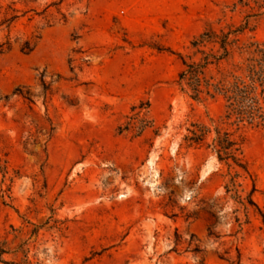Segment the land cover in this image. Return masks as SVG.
Wrapping results in <instances>:
<instances>
[{
	"label": "rangeland",
	"instance_id": "1",
	"mask_svg": "<svg viewBox=\"0 0 264 264\" xmlns=\"http://www.w3.org/2000/svg\"><path fill=\"white\" fill-rule=\"evenodd\" d=\"M237 30L218 79L264 45V0H0V264H264L239 203L255 189L264 213V128L179 78L219 50L191 43ZM216 128L247 171L209 148Z\"/></svg>",
	"mask_w": 264,
	"mask_h": 264
},
{
	"label": "trees",
	"instance_id": "2",
	"mask_svg": "<svg viewBox=\"0 0 264 264\" xmlns=\"http://www.w3.org/2000/svg\"><path fill=\"white\" fill-rule=\"evenodd\" d=\"M239 31L229 32L221 36L211 31L202 34L191 45L194 48L219 45L217 54L213 52V49H211L210 53L199 51L203 55L200 63L187 64L182 61L185 70L179 74V78L181 81H187L191 99L199 101L203 96H206L222 100L225 104L223 121H226V123L232 121V125L237 127V131L247 127L264 128V45L256 46L254 55L247 60L244 69L238 68V71L229 73L228 77L219 79L212 75L207 77L213 66L217 68L218 75L224 76L221 64L230 55L229 47L235 43L229 42V38L232 34ZM24 45L22 47L23 51L31 50L27 44ZM239 71L241 73L237 74ZM16 93L28 99L22 93V90L17 89ZM215 132L216 137L212 140L209 148H212L216 153L218 160L220 162H232L236 167L247 171L242 159L244 139L241 136L235 138V134L223 131L220 128H216ZM190 133L191 137L185 140L189 145H199L211 134V130L207 127H202ZM233 186H235L234 180ZM254 192L255 189L245 201H240L239 203L244 207L245 211H248L249 208H255L260 213L264 224V213L253 199ZM0 252L2 253V250ZM226 253L228 254L229 252ZM227 260L231 264H242L241 251L237 249V256Z\"/></svg>",
	"mask_w": 264,
	"mask_h": 264
}]
</instances>
